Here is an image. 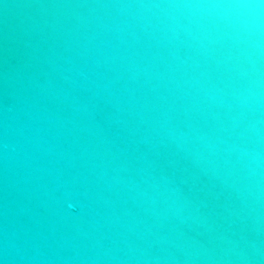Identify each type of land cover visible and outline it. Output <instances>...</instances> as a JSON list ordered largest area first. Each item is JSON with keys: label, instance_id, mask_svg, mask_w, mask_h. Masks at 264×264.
Wrapping results in <instances>:
<instances>
[{"label": "water", "instance_id": "water-1", "mask_svg": "<svg viewBox=\"0 0 264 264\" xmlns=\"http://www.w3.org/2000/svg\"><path fill=\"white\" fill-rule=\"evenodd\" d=\"M0 264H264V0H0Z\"/></svg>", "mask_w": 264, "mask_h": 264}]
</instances>
